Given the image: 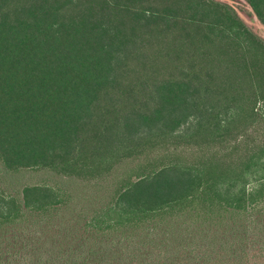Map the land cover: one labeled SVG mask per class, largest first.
<instances>
[{
	"label": "trees",
	"instance_id": "obj_1",
	"mask_svg": "<svg viewBox=\"0 0 264 264\" xmlns=\"http://www.w3.org/2000/svg\"><path fill=\"white\" fill-rule=\"evenodd\" d=\"M0 264H264V39L233 5L0 0Z\"/></svg>",
	"mask_w": 264,
	"mask_h": 264
},
{
	"label": "rangeland",
	"instance_id": "obj_2",
	"mask_svg": "<svg viewBox=\"0 0 264 264\" xmlns=\"http://www.w3.org/2000/svg\"><path fill=\"white\" fill-rule=\"evenodd\" d=\"M233 5L240 17L244 20L246 25L258 36L264 39V25L260 22L256 15L249 13L250 6L245 0H219Z\"/></svg>",
	"mask_w": 264,
	"mask_h": 264
}]
</instances>
